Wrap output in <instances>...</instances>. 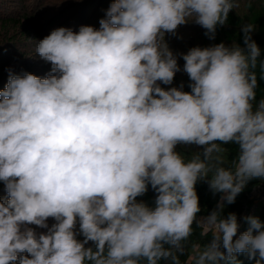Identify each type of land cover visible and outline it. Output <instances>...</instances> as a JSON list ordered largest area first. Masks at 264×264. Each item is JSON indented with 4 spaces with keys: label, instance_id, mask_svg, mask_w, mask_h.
<instances>
[{
    "label": "clouds",
    "instance_id": "clouds-1",
    "mask_svg": "<svg viewBox=\"0 0 264 264\" xmlns=\"http://www.w3.org/2000/svg\"><path fill=\"white\" fill-rule=\"evenodd\" d=\"M239 7L112 0L99 29L59 27L36 44L50 73L10 72L0 90V264H182L193 225L211 240L193 246L190 264H243L237 254L264 264V222L244 216L239 233L237 215H223L250 181H264L256 26H241L244 47L180 53L190 91L161 87L181 71L165 34L191 21L215 39ZM229 144L238 150L226 162ZM178 146L201 151L186 159ZM198 182L220 194L200 218ZM149 186L152 206L137 200Z\"/></svg>",
    "mask_w": 264,
    "mask_h": 264
},
{
    "label": "rangeland",
    "instance_id": "rangeland-1",
    "mask_svg": "<svg viewBox=\"0 0 264 264\" xmlns=\"http://www.w3.org/2000/svg\"><path fill=\"white\" fill-rule=\"evenodd\" d=\"M261 0H240V7L234 9L239 15L247 13L249 3ZM112 0H0V65L6 67V72L17 69L16 75L32 73L41 78L50 73L51 64L42 60L35 52L36 44L49 35L51 31L65 27L78 32L81 26H93L99 29V20L105 17V12ZM205 30L194 22L179 26L176 36L165 34L168 47L177 55L181 68L175 78L184 82L187 78L183 72L184 61L180 53H187L192 47L201 45L206 40ZM232 45V43H226ZM18 59L17 63L11 62ZM21 66V67H20ZM7 74V73H6ZM4 76L7 85L9 75ZM4 86V85H3ZM3 90V89H2ZM186 159L199 151L196 146H179L177 148ZM0 198L6 200L7 193L0 183ZM249 203L245 206L244 216L249 210L260 212L264 207V184L248 196ZM241 225V220H238ZM54 221L48 220L49 226ZM29 227L39 233H46L47 229L34 225ZM239 234V233H238ZM82 239V237H78ZM194 254L192 251L191 256ZM22 255H27L23 253ZM191 257L187 264H190Z\"/></svg>",
    "mask_w": 264,
    "mask_h": 264
},
{
    "label": "trees",
    "instance_id": "trees-1",
    "mask_svg": "<svg viewBox=\"0 0 264 264\" xmlns=\"http://www.w3.org/2000/svg\"><path fill=\"white\" fill-rule=\"evenodd\" d=\"M246 9L247 13H244L242 15L237 14L236 12H234V10L231 11L229 13L226 26L217 28L215 39H209L208 37H206V40L202 41L200 47H210L221 42H224L225 44L238 43L241 47H244L241 26L246 23H251L256 26L255 31L252 33V38L261 49L260 59H264V0L256 3H249ZM17 60L18 59H14L11 62L17 63ZM18 68H15L16 71H14V69H11L10 71L6 72V67L4 65H0V90L4 89V87L6 86L4 84L5 74L7 73L6 76L9 75L10 72L14 74V72H17ZM257 74L259 76V69H257ZM181 84H183L184 91L191 90L189 88V78H187L184 82H178V80L174 77L173 83L171 85L161 84V87L167 89L169 87H180ZM258 85L257 100H259L260 98H264V80H259L258 78ZM225 147L228 150L223 155L225 161L228 162L236 157L238 146L229 144L225 145ZM199 151H201V149H199ZM0 183L3 184L2 181H0ZM263 184L264 181H261L259 179L250 181L245 189L237 196L235 202L231 205H226L223 210L224 216H227L228 213H235L238 217V220L242 221L239 233L246 231L249 227V225L242 219L244 217L245 206H247V204L249 203L248 196ZM196 191L199 197V204L201 208V212L198 213V218H200L208 215L216 207L220 194L213 195L207 183L204 182L197 183ZM155 196L156 193L149 186V190L147 191V193L141 197H138L137 200L143 201L149 206H152ZM245 216H255L258 217L261 222H264V207H262L260 212L257 213L256 211L249 210ZM193 227L194 234L186 242V249L188 254L186 253L184 256H181L182 264H187V262L189 261L194 245H204L211 240L210 234L208 236H205L202 234L199 228H197L195 225H193ZM237 259L243 261V264H250L245 254H237ZM161 264H165V262L161 261Z\"/></svg>",
    "mask_w": 264,
    "mask_h": 264
}]
</instances>
